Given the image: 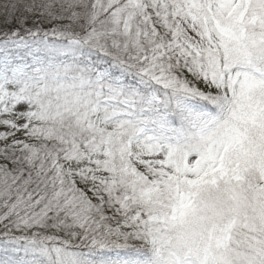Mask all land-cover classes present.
<instances>
[{
    "label": "snow or ice",
    "instance_id": "6c2138e0",
    "mask_svg": "<svg viewBox=\"0 0 264 264\" xmlns=\"http://www.w3.org/2000/svg\"><path fill=\"white\" fill-rule=\"evenodd\" d=\"M0 264H264V0H0Z\"/></svg>",
    "mask_w": 264,
    "mask_h": 264
}]
</instances>
